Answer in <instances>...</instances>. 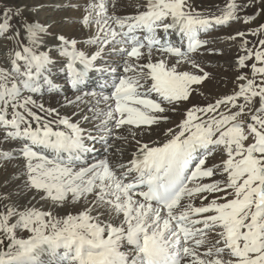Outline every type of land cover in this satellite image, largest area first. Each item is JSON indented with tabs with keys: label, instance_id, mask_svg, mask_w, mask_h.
<instances>
[{
	"label": "snow or ice",
	"instance_id": "snow-or-ice-1",
	"mask_svg": "<svg viewBox=\"0 0 264 264\" xmlns=\"http://www.w3.org/2000/svg\"><path fill=\"white\" fill-rule=\"evenodd\" d=\"M256 4L255 14L240 15ZM135 9L109 15L108 0H89L81 23L96 28L85 41L94 52L56 37L74 92L91 72L113 76L106 109L81 117L96 121L86 132L34 99L45 87L59 91L52 49L43 50L48 28L19 7L0 8V38L14 44L10 67L0 68V144L16 145L0 148V162L22 160L24 186L41 202L0 194V264H264V23L227 37L242 53L232 93L192 103L210 77L196 57L220 54L201 36L234 21L251 24L264 0H227L219 15L189 0H143ZM109 49L122 58V74L97 66ZM81 100L66 98L61 107ZM170 123L163 139L136 140L127 161H88L94 149L85 141L105 140L113 128L129 126L135 138L136 130L150 136Z\"/></svg>",
	"mask_w": 264,
	"mask_h": 264
},
{
	"label": "bare ground",
	"instance_id": "bare-ground-1",
	"mask_svg": "<svg viewBox=\"0 0 264 264\" xmlns=\"http://www.w3.org/2000/svg\"><path fill=\"white\" fill-rule=\"evenodd\" d=\"M89 0H0V8L5 6L10 8L23 9V16L28 21L39 22L48 28V35L45 36V48L47 51L52 49V58L56 61L55 67L52 70L51 78L53 82L58 86L59 91L50 92L47 87L42 89L41 94L35 95L34 99L38 103H43L45 107H52L59 109L61 115L71 117L73 121H81V127L86 130H92L96 121L92 120L84 122L81 120L82 116L92 117L93 113L89 111V108L104 110L107 107L106 102L103 100V95H108L111 92V88L107 87L111 83L113 78L110 73H96L91 72L89 79L84 86H82L81 92L77 93L71 88L68 78L63 68L62 58H60L55 49L59 44L56 39L57 36L63 35L69 39H75L78 43V47L81 50L92 51L96 50L94 45H88L85 41L89 40L96 32L94 25L91 26V33H87V29L90 26H85L81 23L84 15V6ZM192 6L199 12L205 15L215 13L220 14V9H223L227 0H189ZM238 3H247L249 0H237ZM138 3H143V0H117V7L112 8L111 0H108V13L111 15L113 11L117 15H130L135 12V6ZM256 5H253L247 9H244L240 15H253L256 11ZM264 20V14L258 19ZM13 24L16 20L13 19ZM248 26L243 22H231L229 28L233 30L230 33H222L223 30L218 31V28H213L208 34L202 35V39L209 41L207 49L217 50L220 54H208L207 50L204 54L198 55L196 58L201 62L205 71L210 74V77L200 85L202 95L194 94L192 103L198 105H206L209 102H213L216 98L226 95L223 90L224 84L229 86L232 83V79L236 77V71L234 70V64L236 58L240 52L239 41L228 40L227 37L235 35L237 31H247ZM222 27V26H221ZM256 37H247L250 41H255ZM175 39V37H173ZM14 48V44L6 39L0 38V68H8L10 64L8 62V54L11 49ZM98 67H113L117 69V72L122 74V58L114 54L111 49L105 52L101 59L97 61ZM216 90L215 94L214 91ZM95 92L96 96L85 95V93ZM232 93V92H231ZM76 95L82 96V100L78 104L67 105V100L75 101ZM74 112H79L77 116H73ZM180 119L178 114H173V121L176 122ZM173 124H161L159 127L153 126L151 135L147 132L140 134L138 130L135 138L131 135L129 126L116 130L113 128V134L105 137V140L85 141V143L94 149L89 153L87 158L89 162H93L99 159L107 158L113 162L127 161L131 159L132 152L136 149V140H142L143 142H151L152 140L163 139V131L167 127H171ZM2 132H0V139H2ZM93 135H97L93 131ZM122 136L126 139L117 140L115 136ZM106 141V142H105ZM16 145L14 142L7 144H0V148L5 151H11ZM107 148V151L105 149ZM212 161L209 160V164ZM23 161L13 160L11 162H0V184L2 180L6 181V191L13 200L11 202H20L21 205H35L41 207L39 202V196L33 199L35 193L29 191L24 186L25 177L23 176ZM19 177L18 179L14 177ZM219 178V177H217ZM1 186V185H0ZM16 200V201H15ZM20 200V201H19ZM15 201V202H14ZM198 203V201H197ZM47 207V205H44Z\"/></svg>",
	"mask_w": 264,
	"mask_h": 264
},
{
	"label": "rangeland",
	"instance_id": "rangeland-1",
	"mask_svg": "<svg viewBox=\"0 0 264 264\" xmlns=\"http://www.w3.org/2000/svg\"><path fill=\"white\" fill-rule=\"evenodd\" d=\"M224 7H225V6H224ZM260 7H261V6H260L259 4H257L256 11L259 10ZM256 11H255V12H256ZM260 17H261V15L258 16V17H256V20L253 21L251 24H249L248 29H249L250 27L254 28V27H256L257 25H259V24H261V23H264V20H260V21L258 22V19H259ZM230 24H231V23H230ZM230 24L227 25V26H222V27H220V28L218 29V31L223 30L222 33H230V32H233V30L229 28ZM243 24H244V23H243ZM91 31H92V30H91V26H90V28L87 29V33L90 34ZM255 40H256V38H255ZM234 81H235V78L232 79V83H231L229 86H227V85L224 84V86H223V90H224L225 92H223V93H226V95L231 94V92H232V91L234 90V88L236 87ZM215 92H216V90L214 91V94H215ZM0 185H1V186H0V194H5V193L7 194V191H6V187H7V186H6V181H5V183H4V181L2 180V182H1ZM12 200H13V199L10 197V201H12ZM15 201H16V200H15ZM15 201H14V202H15ZM19 201H20V200H19ZM15 203H19V204H20V202H15ZM18 235H22V234L18 233Z\"/></svg>",
	"mask_w": 264,
	"mask_h": 264
}]
</instances>
